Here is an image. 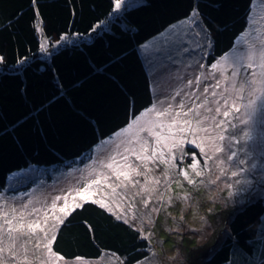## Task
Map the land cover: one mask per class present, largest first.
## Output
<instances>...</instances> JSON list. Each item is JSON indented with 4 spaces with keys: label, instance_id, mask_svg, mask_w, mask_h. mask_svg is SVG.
<instances>
[{
    "label": "trees",
    "instance_id": "1",
    "mask_svg": "<svg viewBox=\"0 0 264 264\" xmlns=\"http://www.w3.org/2000/svg\"><path fill=\"white\" fill-rule=\"evenodd\" d=\"M132 2L116 10L115 0H0V193L22 169L54 183L91 162L103 141L154 104L158 73L185 58L182 48L198 53L173 32L194 10L209 36L203 64H211L234 51L260 0ZM93 201L65 215L54 251L96 259L109 252L125 264L150 254L142 230ZM230 261L264 264V194L231 211L227 235L196 264Z\"/></svg>",
    "mask_w": 264,
    "mask_h": 264
},
{
    "label": "rangeland",
    "instance_id": "2",
    "mask_svg": "<svg viewBox=\"0 0 264 264\" xmlns=\"http://www.w3.org/2000/svg\"><path fill=\"white\" fill-rule=\"evenodd\" d=\"M139 1L141 0H133L132 3L136 4ZM262 4L263 0H260L256 7L257 10L250 19V21L252 20L251 25L242 33L237 41V47L232 53L228 54L227 60L222 62L221 68L223 71L211 67L221 57L211 64H203L206 60L205 51L209 48L207 42L209 36L198 23H194L195 19L192 22L189 20L183 21V23H181L182 21L179 22L175 27L183 26L184 28H173V32L178 35L180 47L188 43L189 40V43L197 48L199 55L197 51L192 52V50L185 53L186 47H184L181 51L185 58L180 55L176 62L166 65L164 71L168 73L167 75L162 72L158 73L162 77L158 79L159 82L156 84L155 103L150 107L156 105L157 109L163 110L172 105L174 110L179 111L177 106L182 101L186 106H190L193 100H196V103L199 104L203 98L201 96L203 89L209 85H215L217 80L220 81V86L210 88L209 93L204 94L209 98L208 106L214 108L218 102L223 109V107H226L223 104L225 97L235 99L236 93L231 90L233 86L232 79L224 80L222 76L231 78L233 67L237 66V63L239 67V74L235 78L237 85L245 78L250 80L251 73L254 70L259 73L258 67L255 69L246 67L245 56L250 47H255L258 52L261 47L260 41L264 40V7ZM184 29L186 31L183 32ZM150 47H153V43L148 48ZM201 51L202 55L200 56ZM197 77L200 78L199 82H197ZM188 81H193V83L189 84ZM225 89L229 91H225ZM212 91L218 94L214 98L211 96ZM177 92L180 94L177 95ZM221 92L224 94L219 95ZM242 95L243 99H240L239 103L241 105L247 104L249 99L247 88ZM197 97H200V99H197ZM186 110L187 107L184 111ZM237 115H244L243 107ZM149 118L158 119L155 113H150L149 116L141 120V123ZM217 119L224 118L218 115ZM227 119L238 124L239 128H244V125H240L238 120H234L232 117ZM168 122L165 121V123ZM181 126L183 125L181 124ZM237 130L228 128L227 131L234 132ZM160 131L165 132L166 130L160 129ZM255 131L257 144L253 152L252 162L257 167L251 173H241L237 177H232L230 171L236 169L231 168L230 165L228 166L229 173L227 175H220L211 162H209L211 170L205 168L206 157L201 152L200 147L197 146L200 144V136L190 131H185L182 137L178 136L176 127L173 126L172 131L166 134L175 136L180 141L179 147H171L170 145L164 147L163 144L157 147V154L163 152L164 155L161 159L167 160L168 163L150 160L147 167L142 169L149 173L147 177L148 187L152 186L151 182L154 178L160 180L157 186L158 192L153 195L147 208L141 203V197L137 196L133 201L132 193L139 191V188L130 187L127 199H124L123 195L113 196L109 185H115L117 181L114 176H111L110 170L103 168L99 163L109 155L115 154L117 145L131 137V133H123L121 136H117L115 133L95 153V157L92 158L91 162L75 166L69 171H63L54 183L45 181V177L35 167L22 169L13 175L14 180L9 182V190L0 193V247L6 249L0 259L6 258V264H12V257L7 251L11 242L7 238L5 221L13 220L16 223L22 220L25 230H27V224L35 221H39V227L35 228V235L30 242H27L26 262L23 249L19 247L20 242H17V250L20 253L16 258L18 264H125L118 256L109 252H104L97 259L84 256L68 258L53 249L54 239L52 237H56L61 220L64 219L65 215L86 200H102L112 208L113 213L133 223L148 238L151 248L150 254L134 264H196L198 259L201 262L207 248L217 243L221 236L227 235L231 211L239 203H244L249 197L264 194V153L261 152L259 145L261 128L257 126ZM147 135L146 132H140V136L147 137ZM149 143L155 146L154 138H151ZM225 144H227V139ZM188 145L197 147L200 150L201 157L195 152L188 151ZM239 148L240 144L233 141L232 150H238ZM119 150L123 151V148ZM188 155L193 156L189 157ZM238 158L245 157L243 153H239ZM129 159L134 163H140V161H136L134 156L130 155ZM192 165H196V169H193ZM243 167L250 168L251 165L246 163ZM201 168L204 169V175L197 177L195 171ZM165 171L168 172L167 176L163 175ZM101 172H108L109 180L105 181L100 175ZM184 172H187L192 179L196 180L197 185L188 184L184 179ZM217 176H219V179L216 180L215 184H211L209 181L216 179ZM93 179H98L99 184H92ZM135 179L140 182L141 186H145L144 176H136ZM200 180H203L204 183L200 184ZM245 180L250 182L247 190L237 192L241 185L236 182ZM29 182L31 184L28 190L22 189L19 192L16 191L18 193L13 192L12 189H15V187L26 185ZM230 183L233 184L232 189L227 187ZM169 185L170 187L166 191L165 189ZM85 186H88L87 190H85ZM229 192L235 194L230 196ZM183 193H192V199L187 202L176 199L177 196ZM160 194L165 199L172 196L173 203L162 207L163 202L155 199V196ZM57 197H60V199H56ZM53 201H55L54 208ZM153 207H161V211L152 213L149 217L147 213ZM34 209L38 212H34ZM181 216H183V220L180 219ZM150 220L152 222H149ZM17 226L19 225L17 224ZM45 233H47V239H44ZM37 238L40 239L41 246L39 248L35 247ZM49 240H51V250L56 254L55 257H51L44 247ZM59 257H62V259ZM251 259H255V257ZM228 264L236 263L230 261Z\"/></svg>",
    "mask_w": 264,
    "mask_h": 264
},
{
    "label": "snow or ice",
    "instance_id": "3",
    "mask_svg": "<svg viewBox=\"0 0 264 264\" xmlns=\"http://www.w3.org/2000/svg\"><path fill=\"white\" fill-rule=\"evenodd\" d=\"M121 0H115V9L119 10L121 8ZM199 13L195 10L192 15L187 19L192 22L193 17L198 16ZM183 23V21L181 22ZM39 27V26H38ZM174 27V26H173ZM260 49L257 52L255 47H250L245 59L247 61L246 67L248 69L259 68V73L255 70L251 73V79L245 78L243 81L237 83L235 78L239 74L238 63L237 66L233 67L231 78L223 77L222 79L228 80L232 79L233 86L232 91L236 93V98L225 97L223 104L226 107H222L217 102V105L212 108L209 107V98L206 93H209L210 88H216L220 86V81L217 80L215 85H209L203 89L201 96V102L198 104L196 100H193L190 106H186L182 101L177 107L179 111L173 109L172 105L164 108L163 110L157 109L156 105L145 109L139 116H136L124 129L120 132H117V136H121L123 133H131V137L121 142L120 145H117V150L115 154L109 155L105 160L99 161L103 168L110 170L111 176L115 177L117 183L115 185H109L112 189L113 196L123 195L124 199H127L129 188H139V191L132 193L133 201L137 196L141 197V203L147 208L153 198V195L158 192V185L160 183L159 179H153L151 182L152 186L148 187L149 181L147 179L149 173L142 170L146 168L148 161L150 160H159L161 163H168L167 160L161 159L163 157V152L157 154V147L163 144L164 147H179L180 141L176 139L175 136H169L166 133L172 131L173 126L176 127V133L178 136L183 135L185 131H190L195 135L200 136V144L197 146L200 147L201 152L206 157L205 168H209V162L215 166L219 171L220 175H227L229 173L228 166L236 169L230 171L232 177H237L241 173H251L253 169L257 167L255 163L252 162L253 152L255 150V145L257 144V134L256 128L259 126L261 132L259 134V145L261 152L264 153V40L260 41ZM43 47V45H42ZM228 54L217 60L211 65L212 69H220L223 61H226ZM2 60V58H0ZM258 61V63H257ZM199 77H197V82H199ZM189 84H192L193 81H188ZM248 90L249 99L247 104L241 105L239 103L240 99H243V93L245 89ZM225 91H229L225 89ZM180 93L177 92V95ZM221 92L219 95H223ZM218 94L215 91L211 92V96L214 98ZM200 99V97H197ZM185 107L187 110L184 111ZM241 107L244 109V115L238 116L237 113L240 112ZM150 113H155L158 119H147L141 123V120L149 116ZM222 116L224 119H217V116ZM228 117H232L234 120H238L240 125H244V128H239L238 124L232 123L231 120H228ZM169 121L165 123V121ZM181 124L183 126H181ZM228 128L238 129L234 132H228ZM160 129L166 130L165 132L160 131ZM140 132H146L147 137L140 136ZM227 134V135H226ZM134 138V142H133ZM154 138L155 146H152L149 143V140ZM227 139V144L225 140ZM233 141L237 144H240L238 150L233 149ZM243 142V143H241ZM251 142V143H250ZM123 148V151L119 149ZM151 149V151H149ZM239 153H243L245 158H238ZM134 156L136 161H140L139 164L132 162L129 159V156ZM246 163L251 165L250 168L243 167ZM193 169H196V165L191 166ZM100 175L104 178L105 181L109 180L110 176L108 172H101ZM164 176L168 175V172L163 173ZM184 179L190 185H197V181L192 179L187 172H184ZM197 177H202L204 175V169L195 171ZM136 176L145 177V186H141L140 182L135 179ZM219 179V176L216 179L209 181L211 184H215L216 180ZM92 184H99L98 179H93ZM200 184H203L204 181L200 180ZM237 184H240L241 187L237 189V192L246 191L247 186L250 183L249 181H237ZM88 186H85L87 190ZM170 185L166 187L168 191ZM229 189L233 188V184H228ZM119 189V191H117ZM235 193L229 192V195H234ZM56 199H60L57 197ZM155 199L162 201V207L171 205L173 203V197L168 196L167 199L160 194L156 195ZM176 199L187 202L192 199V193H183L176 197ZM93 203L99 204L102 208H107L108 211H112V208L106 205L102 200H94ZM80 206V205H77ZM55 207V201H53V208ZM63 211V209H61ZM34 212L38 210L34 209ZM161 211V207H153L147 213L151 217L152 213H158ZM118 219L123 218L118 216ZM136 218L135 216L133 217ZM183 220V216L180 217ZM63 221L61 220V223ZM149 222H152L151 220ZM7 225V238L11 242L7 248L9 255L12 257V264H18L16 260L17 256L20 253L17 250V242L19 247L23 249L24 260L27 261V242H30L32 237L35 235V228L39 227V221L34 223L27 224V230H25V225L23 221H17L14 223L13 220H6ZM17 224L19 226H17ZM43 231V229H41ZM44 239H47V233L44 234ZM52 239H55L53 236ZM41 246L40 239L37 238L36 248ZM51 257H55L56 254L51 250V240L44 245ZM4 247H0V256L5 252ZM62 259V257H59ZM0 264H6V258L0 259Z\"/></svg>",
    "mask_w": 264,
    "mask_h": 264
},
{
    "label": "crops",
    "instance_id": "4",
    "mask_svg": "<svg viewBox=\"0 0 264 264\" xmlns=\"http://www.w3.org/2000/svg\"><path fill=\"white\" fill-rule=\"evenodd\" d=\"M138 116H139V115H138ZM124 128H125V127H124ZM124 128H123V129H124ZM121 130H122V129H120L118 132H120ZM116 133H117V132H116ZM113 136H114V135H113ZM113 136H112V137H113ZM109 139H110V138H109ZM109 139H106L105 141H103L102 144H104V143H105L106 141H108Z\"/></svg>",
    "mask_w": 264,
    "mask_h": 264
}]
</instances>
